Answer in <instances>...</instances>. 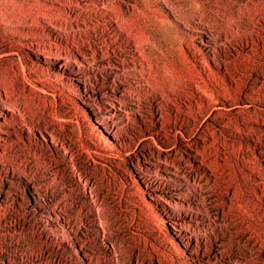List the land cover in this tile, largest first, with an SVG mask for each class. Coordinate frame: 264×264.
Returning <instances> with one entry per match:
<instances>
[{
	"label": "rangeland",
	"instance_id": "rangeland-1",
	"mask_svg": "<svg viewBox=\"0 0 264 264\" xmlns=\"http://www.w3.org/2000/svg\"><path fill=\"white\" fill-rule=\"evenodd\" d=\"M244 2L0 0V264H264V47L239 40L264 39V0ZM238 46L257 70L236 88Z\"/></svg>",
	"mask_w": 264,
	"mask_h": 264
},
{
	"label": "bare ground",
	"instance_id": "bare-ground-1",
	"mask_svg": "<svg viewBox=\"0 0 264 264\" xmlns=\"http://www.w3.org/2000/svg\"><path fill=\"white\" fill-rule=\"evenodd\" d=\"M65 1H67V0H65ZM72 1V0H71ZM240 1V0H239ZM249 1H251V0H249ZM249 1L248 0H245V2H244V4H248L249 3ZM28 2H29V0H28ZM248 2V3H247ZM20 3V2H19ZM70 4L72 3V2H69ZM259 3H261V2H256V5H258ZM7 5V4H6ZM12 5V4H11ZM23 5H25L24 3H23ZM72 5H74V2H73V4ZM75 5H78V4H75ZM30 6V5H29ZM39 6V5H38ZM6 7V6H5ZM24 7V6H23ZM22 7V8H23ZM73 7V6H72ZM108 8V7H107ZM5 10H6V8H5ZM13 10V9H12ZM25 10V9H24ZM20 12V11H19ZM17 13V12H16ZM47 13H45V15H46ZM105 14V13H104ZM24 15V14H23ZM49 15V14H48ZM54 15V14H53ZM52 16V15H51ZM127 15H125L124 13H123V11H118L117 13H116V23L120 26V28H124V27H126V25H127V27H130V29L128 30L129 32H128V35H129V37L127 38V37H124L125 38V40L126 41H129V40H131L130 38H133L134 40H135V45H136V49H138V50H140L141 48H140V43H139V41H138V37H137V35H136V33H135V31H133L134 30V28L132 27V25H131V20L128 18V16L126 17ZM18 17V16H17ZM48 18H50V20L52 21V17H49V16H47ZM54 18V17H53ZM8 19V18H7ZM11 20V19H10ZM28 20V19H27ZM50 20H49V22H50ZM56 19L54 18V21L53 22H56L55 21ZM4 22V21H3ZM51 23V22H50ZM124 23H126V25H124ZM53 24V23H52ZM54 25H55V23H54ZM131 25V26H130ZM118 26V27H119ZM132 27V28H131ZM239 40H242V42H241V45H243V46H245L246 44H247V47L246 48H250L251 46L253 47V45H254V41L256 40H258L256 43L258 44V45H260V48H263L264 47V39H262V38H260V39H248V38H245V37H242V38H240ZM22 43V42H21ZM28 44V43H27ZM119 47V46H118ZM241 46H238V48H236V53L235 54H233V56L232 57H221L220 56V60L222 61V62H218L219 60H217L216 62H218L219 63V69H221V71L223 70L222 68H226V70L225 71H227V70H229V75L231 76H233L232 78H233V80H234V87H236V88H238V87H241V82L239 81V79L240 80H242L243 82L245 81H247V79L248 78H250L252 75H253V73L252 72H255L257 69H255V68H252V67H250V65H249V67L247 66V65H239V61H241L242 60V58H243V50H245V49H242V48H244V47H241ZM115 50L117 51V47L115 48ZM131 50V49H130ZM121 51V50H120ZM141 52L143 51V50H140ZM144 54V53H143ZM264 55V54H263ZM48 56V55H47ZM57 57H59V56H57ZM63 58H65V57H63ZM222 58V59H221ZM263 61H264V59H263ZM63 62V61H62ZM252 62H256L255 60H254V58H252ZM61 63V62H60ZM254 65V64H253ZM218 67V66H217ZM206 71H207V69H206ZM243 71H246L245 73H247V72H249V71H251V73H247V74H243L242 72ZM264 71V70H263ZM199 73V72H198ZM224 73V72H223ZM231 73V74H230ZM211 79V78H210ZM212 80H215V79H212ZM218 82V85H219V81L218 80H215L214 81V83L215 82ZM211 82V81H210ZM213 83V86H215L214 88H217V85H215ZM212 84V83H211ZM217 84V83H216ZM210 85V84H209ZM219 87V86H218ZM182 91H184V90H182ZM182 91H181V94H182ZM180 92V91H179ZM185 92V91H184ZM191 92V91H190ZM192 93V92H191ZM180 94V95H181ZM185 94H187V93H185ZM183 95V94H182ZM252 97V96H251ZM193 104V103H192ZM219 110V109H218ZM224 110V109H223ZM189 112V111H188ZM214 113V112H213ZM225 113V112H224ZM223 114V113H222ZM212 116V115H211ZM215 117V116H214ZM236 117V116H235ZM244 117V116H243ZM248 119V118H247ZM250 119V118H249ZM248 119V121H251V119L249 120ZM254 120V118L252 119V121ZM233 121V120H232ZM228 123V122H227ZM196 124V123H195ZM227 129V128H226ZM223 130H225V129H223ZM228 130V129H227ZM230 130V129H229ZM239 130V129H238ZM245 130V129H244ZM251 130V129H250ZM256 131V130H255ZM231 132V131H230ZM239 132H241V129L239 130ZM246 132V131H245ZM225 133V132H224ZM250 133V132H249ZM223 134V133H222ZM227 134V133H226ZM228 134H230V133H228ZM235 134V133H234ZM245 134H248V133H245ZM250 134H252V133H250ZM242 135V134H241ZM225 136V135H224ZM227 136V135H226ZM225 136V137H226ZM248 136V135H247ZM237 137V136H236ZM241 137H243V136H241ZM216 138V137H215ZM228 138V137H227ZM243 139V138H242ZM256 139V138H255ZM220 140V139H219ZM227 142V141H226ZM234 142V141H233ZM224 143H225V141H224ZM242 145V144H241ZM245 151V150H244ZM213 154V153H212ZM246 156V155H245ZM214 157V156H213ZM211 158H212V156H211ZM215 158V157H214ZM216 159V158H215ZM206 161V160H205ZM211 161H213L212 159H211ZM206 162H208V160L206 161ZM205 162V163H206ZM209 163H210V161H209ZM217 164V162L215 161L214 162V164ZM220 163V162H219ZM241 163H244V162H241ZM213 164V163H212ZM211 164V165H212ZM216 164L214 165V166H216ZM219 165V164H218ZM221 165V164H220ZM210 167V166H209ZM217 168L219 169V166H217ZM221 168V167H220ZM212 169V168H211ZM216 172H220V171H216ZM215 172V173H216ZM240 172V171H239ZM246 173V172H245ZM253 185V184H252ZM248 191H250V190H248ZM248 193V192H247ZM250 193V192H249ZM248 193V194H249ZM251 195H254L253 193L251 194ZM264 196V195H263ZM250 198H251V196H250ZM254 198V197H253ZM253 198H251V200L253 199ZM250 200V199H249ZM263 202V201H262ZM257 203V202H256ZM253 206V205H252ZM255 206V205H254ZM256 207V206H255ZM230 212V211H229ZM235 213V212H234ZM243 228V227H242ZM254 241V240H253Z\"/></svg>",
	"mask_w": 264,
	"mask_h": 264
}]
</instances>
